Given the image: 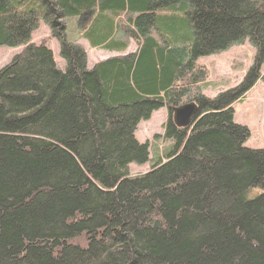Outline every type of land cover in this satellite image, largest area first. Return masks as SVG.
Masks as SVG:
<instances>
[{
	"label": "trees",
	"instance_id": "1",
	"mask_svg": "<svg viewBox=\"0 0 264 264\" xmlns=\"http://www.w3.org/2000/svg\"><path fill=\"white\" fill-rule=\"evenodd\" d=\"M67 16L92 17L81 36L121 54L88 68ZM40 20L65 64L43 38L0 68V264H264V148L233 120L264 78V0H0V45ZM245 38L252 66L204 96L198 57ZM188 101L179 128L171 110ZM159 107L170 147L130 175L148 158L137 124Z\"/></svg>",
	"mask_w": 264,
	"mask_h": 264
},
{
	"label": "rangeland",
	"instance_id": "2",
	"mask_svg": "<svg viewBox=\"0 0 264 264\" xmlns=\"http://www.w3.org/2000/svg\"><path fill=\"white\" fill-rule=\"evenodd\" d=\"M158 13V11H157ZM92 17L81 20L78 16L64 18L66 36L68 40L77 41L86 53V65L90 68L96 61L115 56L120 53L107 51L99 47H92L88 40L81 36L83 28L89 24ZM46 38L47 45L53 53L58 67H64V60L59 53V41L50 33L49 26L40 20L38 27L33 30L24 44L17 46L0 45V68L5 65L26 43H39ZM131 41L125 52L134 49ZM255 47L248 38L233 43L227 48L213 54L198 57L197 63L205 66L207 77L201 83V93L209 98L216 96L238 84L254 63ZM261 75H264V62L261 65ZM235 123L245 125L249 135L244 145L252 149L264 148V78H258L255 84L245 92L244 96L233 104ZM167 118L165 107L152 111L149 118L141 119L135 129V138L140 143L148 142V158L142 163L131 162L128 166L130 175L143 174L150 170L154 160L162 152L169 149L171 142L165 137L163 123Z\"/></svg>",
	"mask_w": 264,
	"mask_h": 264
},
{
	"label": "water",
	"instance_id": "3",
	"mask_svg": "<svg viewBox=\"0 0 264 264\" xmlns=\"http://www.w3.org/2000/svg\"><path fill=\"white\" fill-rule=\"evenodd\" d=\"M197 111V104L193 101H188L179 106L172 107L171 119L177 127L185 128L192 124Z\"/></svg>",
	"mask_w": 264,
	"mask_h": 264
},
{
	"label": "crops",
	"instance_id": "4",
	"mask_svg": "<svg viewBox=\"0 0 264 264\" xmlns=\"http://www.w3.org/2000/svg\"><path fill=\"white\" fill-rule=\"evenodd\" d=\"M134 50V49H133ZM132 51V50H131Z\"/></svg>",
	"mask_w": 264,
	"mask_h": 264
}]
</instances>
